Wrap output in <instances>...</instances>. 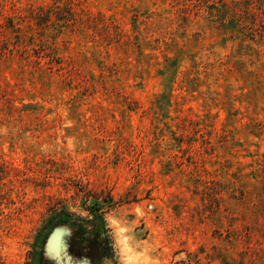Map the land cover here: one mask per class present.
Segmentation results:
<instances>
[{
    "label": "rangeland",
    "instance_id": "obj_1",
    "mask_svg": "<svg viewBox=\"0 0 264 264\" xmlns=\"http://www.w3.org/2000/svg\"><path fill=\"white\" fill-rule=\"evenodd\" d=\"M56 1L0 0V264H264V0Z\"/></svg>",
    "mask_w": 264,
    "mask_h": 264
},
{
    "label": "trees",
    "instance_id": "obj_2",
    "mask_svg": "<svg viewBox=\"0 0 264 264\" xmlns=\"http://www.w3.org/2000/svg\"><path fill=\"white\" fill-rule=\"evenodd\" d=\"M56 2H57V4H54V5L48 7V14H52V12H53V11L55 12V10H56L60 5H63V4H64V3L62 2V0H59V1L57 0ZM35 10H37V12L34 11V10H31V14H30V15H32V16H30V17H33V18L37 19V23H36V25L40 27V24H39L38 21H40V19H39L40 15H41L40 12H42L41 10H43V8H41V9H40V8H37V9H35ZM43 19H44V18H43ZM44 21H45V23H47V24H45V25H49V24L51 23L50 18L44 19ZM10 29H11V33L21 34V30H20V28L13 26L12 21H11V28H10ZM42 30H43V29L40 28L38 31H42ZM30 45H31V44H30ZM72 241L75 242V241H76V238L74 239V237H73V238H72Z\"/></svg>",
    "mask_w": 264,
    "mask_h": 264
}]
</instances>
